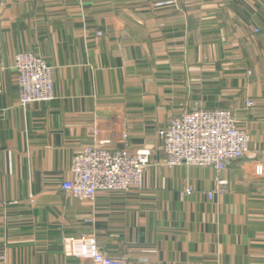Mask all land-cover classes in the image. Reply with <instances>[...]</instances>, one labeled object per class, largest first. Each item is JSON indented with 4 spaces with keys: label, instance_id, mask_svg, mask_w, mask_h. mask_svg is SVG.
Segmentation results:
<instances>
[{
    "label": "crops",
    "instance_id": "crops-1",
    "mask_svg": "<svg viewBox=\"0 0 264 264\" xmlns=\"http://www.w3.org/2000/svg\"><path fill=\"white\" fill-rule=\"evenodd\" d=\"M27 51L53 100L20 103ZM193 107H233L249 133L212 196L215 168L162 163L158 129ZM103 140L153 150L143 187L66 194L74 156ZM263 150L264 0H0V264H95L66 249L86 235L128 264H264Z\"/></svg>",
    "mask_w": 264,
    "mask_h": 264
},
{
    "label": "built area",
    "instance_id": "built-area-1",
    "mask_svg": "<svg viewBox=\"0 0 264 264\" xmlns=\"http://www.w3.org/2000/svg\"><path fill=\"white\" fill-rule=\"evenodd\" d=\"M256 32L259 30L256 29ZM17 72L19 101L26 105L55 98L52 68L42 56L20 52L14 57ZM255 102L247 101V108ZM164 153L162 163L168 168L186 164L209 166L218 171L214 192H223L227 180L222 177L226 165L241 160L249 153V133L240 124L233 107L205 109L193 107L171 117L158 129ZM110 140L95 141L78 152L72 161L71 177L62 183V190L80 200H94L101 191L124 192L143 187L144 176L153 159V150L137 148L133 151L111 148ZM258 173L264 171V150L258 153ZM193 188L188 186L186 193ZM69 255L91 260L95 264H128L110 256L94 235L66 239ZM3 264V263H1Z\"/></svg>",
    "mask_w": 264,
    "mask_h": 264
}]
</instances>
